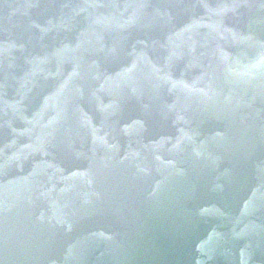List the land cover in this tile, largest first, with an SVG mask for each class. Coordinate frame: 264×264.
Segmentation results:
<instances>
[{
  "label": "water",
  "instance_id": "water-1",
  "mask_svg": "<svg viewBox=\"0 0 264 264\" xmlns=\"http://www.w3.org/2000/svg\"><path fill=\"white\" fill-rule=\"evenodd\" d=\"M0 264H264V0H0Z\"/></svg>",
  "mask_w": 264,
  "mask_h": 264
}]
</instances>
